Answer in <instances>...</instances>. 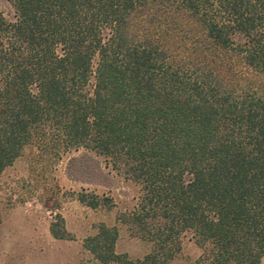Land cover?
Listing matches in <instances>:
<instances>
[{
  "label": "trees",
  "instance_id": "obj_1",
  "mask_svg": "<svg viewBox=\"0 0 264 264\" xmlns=\"http://www.w3.org/2000/svg\"><path fill=\"white\" fill-rule=\"evenodd\" d=\"M7 2L0 176L27 149L93 152L138 188L121 221L153 246L120 257L103 227L101 263L170 264L190 234L207 264H261L264 0Z\"/></svg>",
  "mask_w": 264,
  "mask_h": 264
},
{
  "label": "rangeland",
  "instance_id": "obj_2",
  "mask_svg": "<svg viewBox=\"0 0 264 264\" xmlns=\"http://www.w3.org/2000/svg\"><path fill=\"white\" fill-rule=\"evenodd\" d=\"M0 10L10 14L7 0H0ZM138 194L133 183L93 152L81 149L55 160L27 149L0 176L2 244L12 254L6 264H103L87 247L97 242L103 227L117 230L118 256L144 258L152 244L121 221ZM92 203L96 207H89ZM53 228L66 239H56ZM170 264L207 263L200 246L185 234Z\"/></svg>",
  "mask_w": 264,
  "mask_h": 264
},
{
  "label": "crops",
  "instance_id": "obj_3",
  "mask_svg": "<svg viewBox=\"0 0 264 264\" xmlns=\"http://www.w3.org/2000/svg\"><path fill=\"white\" fill-rule=\"evenodd\" d=\"M4 235L1 233L0 230V264H6L8 263V259L11 258L12 254L6 251L5 246L2 244V241H4ZM6 251V252H5Z\"/></svg>",
  "mask_w": 264,
  "mask_h": 264
}]
</instances>
